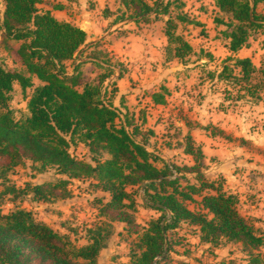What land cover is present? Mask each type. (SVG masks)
<instances>
[{
  "label": "trees",
  "instance_id": "16d2710c",
  "mask_svg": "<svg viewBox=\"0 0 264 264\" xmlns=\"http://www.w3.org/2000/svg\"><path fill=\"white\" fill-rule=\"evenodd\" d=\"M42 0H0V38L5 49L10 42H19L16 52L26 72L10 69L0 58V157L7 159L6 169L20 164L24 158L56 166L69 177L95 176L111 198L105 207L117 210L115 220L122 221L132 231L137 223L132 212L135 199L128 185L144 184L148 205L160 215L142 226L139 239L131 248L128 263L167 264L171 249L168 231H175L182 223L195 225L202 242L219 245L222 239L240 242L247 255V264H264V234L256 226L257 219L243 215L239 210V196L228 192L223 182L204 179L201 166L205 164L202 146L190 131L184 139V152L193 157L189 166L199 184L186 182L181 167L163 162L140 140L139 127L130 122L114 105L117 91L104 86L108 77L122 64L110 58H101L96 46L89 56L91 61L106 71L94 80H88L77 55L87 40V31L69 21L60 20L49 10L41 11ZM129 16L148 21L147 15H167L164 32L167 36L165 57L185 63L195 52L193 45L179 33L180 23L200 24L183 12L172 15L171 0H118ZM263 0H216L220 12L227 18L215 16L216 23L224 24L227 47L231 52L222 62L221 70L212 73L216 79L238 86V97L263 99L264 56L257 67L249 57L235 54L249 45L253 32L264 28V12L258 10ZM185 6L180 0L179 7ZM95 51V52H94ZM71 60L69 72L66 62ZM36 76L41 84L34 87L28 101L30 114L16 120L10 107L14 83L23 92L34 85ZM155 103L164 104L165 94L155 92ZM223 133V131H219ZM77 140L95 153L107 152L105 160L96 164L82 162L74 157L69 147ZM59 180L53 188L64 186ZM38 198H45L43 185L33 187ZM198 207L190 208L189 202ZM96 228L90 243L70 251L67 236L37 219L30 210L19 208L10 213L0 211V264H102L98 254L105 246L107 233Z\"/></svg>",
  "mask_w": 264,
  "mask_h": 264
},
{
  "label": "rangeland",
  "instance_id": "374dc122",
  "mask_svg": "<svg viewBox=\"0 0 264 264\" xmlns=\"http://www.w3.org/2000/svg\"><path fill=\"white\" fill-rule=\"evenodd\" d=\"M183 1L185 6L179 7L180 0H171L170 10L173 16L183 12L189 18L200 22V24L182 22L178 30L193 45L195 52L187 57L185 63L177 60L167 64L165 62L160 69H158L159 62H153L149 70L145 68L141 71L138 79H132L131 83L126 82L131 92L133 89L137 91H134V96L125 99L128 105L121 111L122 119L126 115L130 122L139 127L140 134L137 137L140 140H147V147L158 157L155 162L158 166L163 162L177 164L181 167L184 176L181 180L182 184H186L187 181L199 184L195 173L189 167L194 164L193 157L183 150L186 144L184 136L188 129L199 127L202 131L207 128L212 135L219 134L217 138L219 141L225 139L246 144L247 141L243 137L236 136L235 132L241 129L245 120H251L249 130H256L261 123L256 120L254 112L261 110L263 104L251 102V99L246 97L239 98L238 86L216 79L212 75L221 70L222 62L228 56L225 47L227 38L224 34L226 26L216 23L214 18L217 15L227 18L228 15L216 11L215 0ZM49 6H61V11H57L59 15L88 25L92 20L99 23L103 17H109L102 30L98 29L102 38L94 43L91 41L85 43L77 55V58L85 61L82 68L88 80H94L106 71L95 65L89 57L95 46L101 58L120 62L116 55H111L108 51V47L115 40L104 35L109 29V22L115 20L116 15L118 18H130L136 22L142 21L141 23H147L153 18L152 14L147 16L148 21L131 17L129 14L132 10H126L122 5V8L118 9L117 3L113 0H42L39 3L41 11ZM113 7L116 8L115 11H112ZM0 9H3L2 3ZM161 18L165 20L167 15ZM157 24L153 30L155 34L160 29V24ZM137 25L138 27L131 31L142 28L140 24ZM19 44V42H10V49H5L0 41V58L8 68L26 72L16 52ZM250 45V49L244 48L240 51V55L244 56L252 52L254 60L258 62L260 57H263L260 48L264 46V28L253 32ZM120 63L122 70L126 71L127 67L123 66L124 63ZM66 64L70 72L71 60ZM115 71L118 73L114 75L118 76L119 66ZM113 80V77H110L104 86L111 88L115 83L118 92V83ZM33 82L34 85L25 92L22 91L19 83H14L9 104L16 120H23L30 114L28 108L30 95L34 87L41 84L36 76L33 77ZM155 92L165 94L164 104L157 105L153 101L152 95ZM203 109L215 112L216 118L213 121L211 119L201 121L206 114ZM224 124L227 128L231 126L232 130H222L221 126ZM260 129L264 136V125ZM221 130L222 134L219 133ZM69 151L78 160L92 165L96 164L97 159L105 160L109 157L104 151L92 152L88 145L79 140L71 143ZM6 164L7 159L0 157V211L6 214L19 208L30 210L37 219L45 221L54 230L67 236L72 252L89 244L92 231L102 228L107 233L105 246L98 254V261L102 264L130 262L131 248L138 241L142 226H147L151 219L160 215L159 211L148 205L144 184L128 185L127 189L135 199V207L127 210L132 212L137 223L130 231L124 222L114 219L118 214L117 210L105 207L111 195L102 188V184L95 176L69 177L60 173L56 166L43 165L42 162L28 158L5 170ZM201 164L204 179L209 181L211 175L206 171L207 166ZM64 179L67 180L64 186L53 188L59 180ZM215 181L223 182V178L218 176ZM40 184L45 188L47 194L45 198H38L34 194L33 187ZM195 198L196 202L188 203L190 208L198 207L197 202L200 197L195 195ZM199 233L197 226L187 223H182L175 231H168L171 249L165 262L167 264H246L247 255L240 244L222 239L219 245H213L202 242Z\"/></svg>",
  "mask_w": 264,
  "mask_h": 264
},
{
  "label": "crops",
  "instance_id": "0c3cea01",
  "mask_svg": "<svg viewBox=\"0 0 264 264\" xmlns=\"http://www.w3.org/2000/svg\"><path fill=\"white\" fill-rule=\"evenodd\" d=\"M113 1L117 3L118 9L122 8L118 0ZM263 3L264 0L258 4V10L262 12H264V10H262V8H264ZM60 7L61 6H49L46 10H49L60 20L69 21L85 29L87 31V40L85 43L89 41L94 43L102 38L98 29L102 30L109 17H103L99 23L92 20L88 25L86 23L75 22L69 17H62L57 13V11L61 9ZM215 8L218 12L219 9L216 5V0ZM115 10L116 8L113 7L112 11ZM150 14L153 15V18L147 23H141L142 21L136 22L130 18H118V15H116L115 20H112L111 23L109 22V29L104 34L113 37L112 39L115 40L114 43L108 47V51L111 52V55H116L117 60L124 63L123 66L127 67V70L124 71L122 77L114 75L115 73H118V71H115V73L110 76L113 77V81H117L119 86V91L115 92L113 102L114 105L121 110L128 105V102L125 101V99L134 96L137 91L133 89V92H131L130 88L126 86V82L131 83L132 79H138L141 71L145 70V68L149 70L153 62H159L160 66L158 69H160L161 65L165 62L167 64L174 60L179 61L177 58L167 61L165 57V47L168 43L167 36L164 32L166 18L165 20H162L161 17L164 15ZM127 16L128 14L126 17ZM147 16L149 17V15ZM157 23L160 24V29L158 33H156L158 35L153 31ZM137 24H140L142 27L138 30L139 32L134 30L131 31V29L138 27ZM124 29H126V31H123ZM251 38L252 36L249 39V45L241 48L235 55L238 57H249L254 64L259 67L261 65L262 57L256 62L253 58L252 52L244 56L240 55V51L244 48L250 49ZM227 44L228 39L225 42V47L228 55H230L231 52L229 51ZM260 51L264 56V46L260 48ZM122 83H124V85H122ZM251 102H259L263 104L261 110L254 112L256 120L261 124L256 130L251 131L249 130V122H251V120H245L246 122H243V125L240 127L241 129L236 130V136L243 137L247 141L246 144L240 142L235 143L225 139L219 141L217 140L219 134L212 135L207 128H205L206 130L201 131L199 127H190L188 131H190L193 139L202 146L205 154L204 160L207 166L206 171L211 175L210 181L221 176L223 178L224 189L228 192L236 193L239 196L240 212L245 216L256 218V226L264 234V138H262L264 136L260 132V128L264 125V96L261 100L251 99ZM156 104L159 105V103ZM203 111H205L206 114H204V118H201V121L204 122L207 119L213 121L216 118L215 112H209L208 109H203ZM208 113H210V115ZM217 115L219 114L217 113ZM221 129L224 131L232 130L231 126L230 128H227L225 124L221 126ZM241 205H243V208H241ZM232 243L241 245L240 242ZM262 251L264 253V246L262 247Z\"/></svg>",
  "mask_w": 264,
  "mask_h": 264
}]
</instances>
